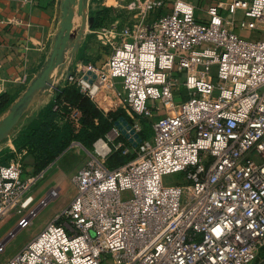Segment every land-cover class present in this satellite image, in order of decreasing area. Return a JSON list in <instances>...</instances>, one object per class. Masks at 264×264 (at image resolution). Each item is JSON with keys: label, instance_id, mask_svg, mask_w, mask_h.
<instances>
[{"label": "built area", "instance_id": "built-area-1", "mask_svg": "<svg viewBox=\"0 0 264 264\" xmlns=\"http://www.w3.org/2000/svg\"><path fill=\"white\" fill-rule=\"evenodd\" d=\"M244 29L264 32V0H174L151 26L112 42L102 67L67 74L89 94L119 80L118 99L155 116L152 135L110 168L108 155L132 146L114 124L98 140L105 152L97 141L71 175V202L2 264H264V38ZM61 105L54 99L53 110ZM76 143L27 181L20 160L0 166V220L22 211L29 187Z\"/></svg>", "mask_w": 264, "mask_h": 264}, {"label": "rangeland", "instance_id": "rangeland-1", "mask_svg": "<svg viewBox=\"0 0 264 264\" xmlns=\"http://www.w3.org/2000/svg\"><path fill=\"white\" fill-rule=\"evenodd\" d=\"M173 1L174 0H83L84 8L82 14L79 11L80 0H66L65 7L74 12L73 15H71L73 27L70 34L73 40L72 48L70 49H77V54H66L64 62L54 66L53 73L56 75L57 86L60 88L68 85L69 80L67 74L69 72H73L76 76L80 77L84 71V64L92 63L102 67L113 52V43L121 39V34L122 40L124 38H129L133 26L141 22L151 26L161 13L171 10ZM155 2H161V4L151 6V4ZM200 6L201 3L199 2V7ZM84 14L85 17L83 16ZM200 14H202V12H200ZM237 16L241 17V14L238 13ZM242 33L249 37L264 38V32L261 31L255 32L251 29H244ZM80 62L82 64L78 66ZM70 85L78 88L85 96L92 100L106 117L111 119L108 115L109 112H115L116 116H125L130 124L138 123L141 128L139 132L143 133V135L151 131L155 116H139L128 106L124 105L115 93V88L121 87V82H119V80L98 82L99 88L92 94L82 91L78 85V81H72ZM174 109V107L170 108V105H168L167 108H163V112H172ZM109 132L108 130L89 146H83L81 143L77 142L76 147L70 149L60 158L53 168L46 172L45 176L38 178L37 181L29 187L24 196L25 204L22 207V211H12L0 220V264L23 248L31 238L35 237L36 234L45 227L54 217V215L50 216V214L55 207L64 203L66 199L67 205L71 202L75 194V187L71 181V175L77 169L88 164L91 158V151L95 149V143L100 138H107ZM15 136L13 130L6 138L0 140V146L4 147L2 151H0V166L11 163L14 160H20L23 165L21 180L27 181L39 173L41 164H36L33 155L28 149L19 150L16 146L15 150H9V147L5 149L6 144L13 142L11 140ZM123 139H126V137L121 134L118 141H124ZM114 151L115 150H113L108 157ZM136 151V148L130 145V150L126 154H136ZM52 176L55 178L54 185L60 187V195L50 198L49 195H46L47 199L45 200L47 201L43 203L44 199L37 197L34 192L36 188L40 187L38 186L39 183L41 185ZM179 178L180 175L178 174L168 177L170 180H178ZM47 190L48 188L45 190L44 196ZM32 211H34V213H31ZM26 216H30L31 222L24 227L19 226L20 221ZM46 220V224L41 228ZM12 231H14L13 234H11Z\"/></svg>", "mask_w": 264, "mask_h": 264}, {"label": "crops", "instance_id": "crops-1", "mask_svg": "<svg viewBox=\"0 0 264 264\" xmlns=\"http://www.w3.org/2000/svg\"><path fill=\"white\" fill-rule=\"evenodd\" d=\"M191 1L197 3V0ZM62 7L63 0H0V96L6 94L12 99L9 106L0 113V119L9 112L13 103L23 96L49 60L60 29ZM68 53L76 55L77 51L73 53L69 49L66 54ZM52 77L54 90L44 94L26 110L14 127L15 135L20 133L54 99L59 87L54 73ZM59 123L64 124L65 120H60ZM5 147V149L9 147V150L16 149L13 142L6 144ZM3 148L0 146V151ZM54 184L55 178L52 176L41 185L39 183L40 187L36 188L34 193L37 197L44 199L49 189L58 187ZM47 188L49 191L47 190L44 196ZM66 201L67 199L55 207L50 216L66 207ZM46 222L47 220L41 228Z\"/></svg>", "mask_w": 264, "mask_h": 264}, {"label": "trees", "instance_id": "trees-1", "mask_svg": "<svg viewBox=\"0 0 264 264\" xmlns=\"http://www.w3.org/2000/svg\"><path fill=\"white\" fill-rule=\"evenodd\" d=\"M54 99L62 104L58 111L53 110ZM54 99L12 139L19 150L30 151L36 164H41L40 170L61 155L73 141L89 146L108 130L110 131L120 117L126 119L125 116H116L115 112H109L111 119L106 117L92 100L70 84L58 88ZM11 101L12 99L6 94L0 96V113ZM73 108H77L80 112L77 119L70 116ZM64 119L65 123L60 124L59 121ZM152 132L151 126L150 132L140 135L145 139L150 137ZM134 155L123 153L120 148L107 158L106 164L114 168L127 163L135 157Z\"/></svg>", "mask_w": 264, "mask_h": 264}, {"label": "water", "instance_id": "water-1", "mask_svg": "<svg viewBox=\"0 0 264 264\" xmlns=\"http://www.w3.org/2000/svg\"><path fill=\"white\" fill-rule=\"evenodd\" d=\"M65 2L66 0H63L61 24L54 43L53 52L41 70L40 75L33 80L23 96L17 102L13 103L9 112L0 119V140L6 138L14 130V127L19 123L20 119L33 102L41 98L44 94H48L51 90H54L52 77L54 66L62 64L67 51L72 48L73 38L70 31L73 27L71 15H73L74 12L65 7ZM83 8V0H80L79 11L82 14ZM83 16L85 17V14ZM76 50L77 49H72L73 53H75ZM115 124L118 125L123 135H125L126 139H128L134 147L143 140L140 133L137 132L124 117L116 120ZM13 233L14 231L11 232V234Z\"/></svg>", "mask_w": 264, "mask_h": 264}, {"label": "bare ground", "instance_id": "bare-ground-1", "mask_svg": "<svg viewBox=\"0 0 264 264\" xmlns=\"http://www.w3.org/2000/svg\"><path fill=\"white\" fill-rule=\"evenodd\" d=\"M70 63V62H69ZM56 68V67H55ZM57 69V68H56ZM64 71V70H63ZM59 79V78H58ZM56 84V83H55ZM99 87H98V84H95L93 86V90H97ZM51 92V91H50ZM97 148H98V151L101 152V153H104L105 152V144L100 140L97 142ZM31 222V221H30Z\"/></svg>", "mask_w": 264, "mask_h": 264}]
</instances>
